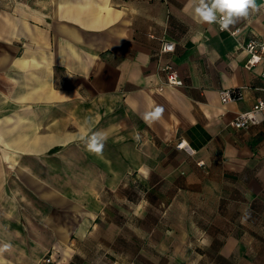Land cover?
I'll return each mask as SVG.
<instances>
[{"label":"crops","instance_id":"crops-1","mask_svg":"<svg viewBox=\"0 0 264 264\" xmlns=\"http://www.w3.org/2000/svg\"><path fill=\"white\" fill-rule=\"evenodd\" d=\"M257 4L221 31L188 0H0L8 264H264V123L232 125L264 100L261 64L246 66V43L264 38ZM164 39L183 86L160 89ZM155 104L164 116L146 124ZM85 119L108 134L101 156L79 139ZM136 178L162 186L147 229L102 198Z\"/></svg>","mask_w":264,"mask_h":264},{"label":"clouds","instance_id":"clouds-1","mask_svg":"<svg viewBox=\"0 0 264 264\" xmlns=\"http://www.w3.org/2000/svg\"><path fill=\"white\" fill-rule=\"evenodd\" d=\"M188 3L198 23L216 24L221 31L230 30L240 20L247 19L262 7L257 4V0H188ZM164 112L163 105L155 104L146 110L141 118L146 124H152L161 120ZM81 131L79 139L83 142L85 150L101 156L109 138L107 132L103 129L92 130L89 119H85ZM135 138L139 140V134ZM12 249L13 244L10 241L0 240V264H8L4 258L5 253H10Z\"/></svg>","mask_w":264,"mask_h":264},{"label":"built area","instance_id":"built-area-1","mask_svg":"<svg viewBox=\"0 0 264 264\" xmlns=\"http://www.w3.org/2000/svg\"><path fill=\"white\" fill-rule=\"evenodd\" d=\"M240 28L231 30V33L236 35L240 32ZM176 42L174 40L164 39L158 54L159 70L164 75V81L160 85V89L164 86H183L185 81L179 73L174 62L170 59L165 60L164 57L167 53H172L175 50ZM245 49L249 54L246 66L252 67L257 64L262 66V75L264 77V38H251L245 45ZM222 101L242 97L240 89H225L221 91ZM264 123V100L257 101L251 109L239 113V115L232 121V125L238 128H248L252 124ZM182 144V143H180ZM50 259H46L49 261Z\"/></svg>","mask_w":264,"mask_h":264},{"label":"rangeland","instance_id":"rangeland-1","mask_svg":"<svg viewBox=\"0 0 264 264\" xmlns=\"http://www.w3.org/2000/svg\"><path fill=\"white\" fill-rule=\"evenodd\" d=\"M153 181V180H152ZM136 178L135 181L125 184L119 192L105 191L102 198L112 205V216L125 223L128 218L140 219L136 224L143 223L140 228H149L148 220L159 217L162 214V186L154 185ZM160 189V190H159ZM144 219V220H143ZM127 228V226H125ZM117 260V259H114ZM118 264L121 262L118 260Z\"/></svg>","mask_w":264,"mask_h":264}]
</instances>
